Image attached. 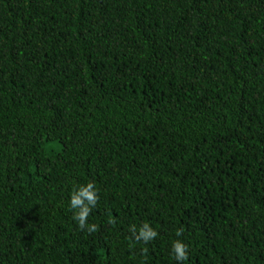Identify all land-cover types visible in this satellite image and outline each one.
Instances as JSON below:
<instances>
[{"label": "trees", "instance_id": "trees-1", "mask_svg": "<svg viewBox=\"0 0 264 264\" xmlns=\"http://www.w3.org/2000/svg\"><path fill=\"white\" fill-rule=\"evenodd\" d=\"M177 239L264 264V0H0V264H180Z\"/></svg>", "mask_w": 264, "mask_h": 264}, {"label": "clouds", "instance_id": "clouds-1", "mask_svg": "<svg viewBox=\"0 0 264 264\" xmlns=\"http://www.w3.org/2000/svg\"><path fill=\"white\" fill-rule=\"evenodd\" d=\"M99 196L95 184L91 181L86 184L74 188L70 195L69 205L73 211V219L77 226L89 234L96 233L99 227L95 223H89L88 217L93 208L97 206ZM109 224H115V219H110ZM129 231L132 233L134 241H142L147 244L156 239L159 233L151 227L148 223H143L137 228L136 225L130 226ZM183 229H178L175 233L177 237L181 236ZM188 245L182 240H175L171 245V254L173 258L183 264V261L188 259ZM148 249H142V252L147 253Z\"/></svg>", "mask_w": 264, "mask_h": 264}]
</instances>
